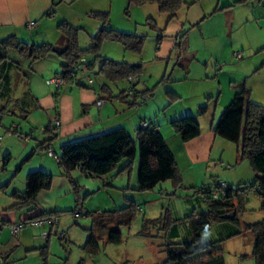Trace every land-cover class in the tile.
<instances>
[{
    "label": "rangeland",
    "instance_id": "1",
    "mask_svg": "<svg viewBox=\"0 0 264 264\" xmlns=\"http://www.w3.org/2000/svg\"><path fill=\"white\" fill-rule=\"evenodd\" d=\"M85 3H88V5ZM91 4H94V7H88L92 6ZM91 11L108 13L109 29L124 34H135L144 37L140 54L126 51L120 43L105 39L102 41L98 51V54L102 58L107 57L105 59L119 62L125 61L130 65L140 63L143 64V69L149 63H155L153 58H155L156 53L158 30L164 29L166 23V15L159 13L156 6L130 7L127 5V0H82L81 2L66 5L65 19L76 26L74 28L79 29L78 38L81 48H87L90 44V38L101 28L100 20L90 16ZM179 15L181 16V14ZM232 16L235 17L234 20H232ZM212 18H210L211 20L201 22L203 24L200 23V27L191 28L185 38L182 37L181 39L179 37V43H182V55H180L178 63L175 62L176 59H173L174 55L167 61L168 63L170 62L171 68L172 66H176L174 74L176 73L177 82L172 81V84L168 85L167 82L161 81V77L154 80L149 85L150 87H148L150 90H154V95L148 98L140 109H136L137 112L145 113L149 111L152 114L151 121L156 122V119L163 121L164 117L173 112L175 107L188 106L191 103H195L198 96L202 97L203 94L205 96L213 94L214 101L211 110L206 115L208 119H211L215 100L219 95L221 96V92L225 95L229 91H238L241 86L249 91V98L253 103L257 102L256 104L264 106V49L257 52L249 49V41L255 35L251 22L255 23L256 20L259 22V27L264 37V0H254L245 4H239L228 16ZM52 19L49 18L48 20L52 21ZM60 19V17L56 18L50 23L51 26L58 27ZM53 32L48 35H36L34 31V39L26 36L22 37L24 36L22 34L17 39L25 43H32L34 40L35 42L58 46L61 34L57 28ZM165 33L166 31H163V34ZM237 55H240V58H237ZM9 56L13 62L20 63V59L15 52L10 51ZM48 56L42 63L50 64V67L59 68L58 62L61 59L54 54H49ZM86 59L90 62L92 57L87 56ZM24 70L25 72L23 73H27L26 78L31 81L33 73L30 70ZM49 70L48 68L45 72L49 75L40 77L39 74L35 79H39L41 83H45V80L49 79L51 75L53 76L54 73V71L49 73ZM97 70L98 64L94 67L93 74L91 73L90 75L98 89H100L104 82L102 77L96 74ZM13 74L15 73L13 72ZM170 74L171 69H169L164 79L169 80ZM15 77L16 74L12 76L10 91L0 99V110L2 109L0 111V186L7 184V188L0 191V199L3 204L7 201V195L14 187L18 188V190L24 188V180L29 168L28 165L34 158V155H32L31 158L24 161L29 153L23 155L21 144L25 142L26 138L23 139V136L21 137V135L16 133H21L19 130L21 129L22 134L29 135L31 133L35 137H40L43 132V124H46L44 117L46 108H50L54 112V107L56 106L55 97L53 96L55 86L46 87V92H43V89L39 88L37 92L44 109L34 111L26 120L22 119L20 117L22 113L20 111L21 105L19 104V100L23 97L22 93L26 89V83L23 76H18L19 78ZM138 77L141 80H148V77H145L143 73ZM128 85L126 80L120 81L114 87L113 85L109 86L110 92L118 96L119 93L129 87ZM137 89L142 90L143 87L138 84ZM172 90L179 92L177 93L178 97L172 99L168 95V93H175ZM62 93L58 97V102ZM232 95L234 96V93ZM104 96H107V94ZM205 101H210V96H207ZM224 108L218 111L216 122ZM15 127L18 130L12 131V135L8 136L7 132L11 129L14 130ZM222 141L228 149L230 147L232 149V155H229V151L222 148L224 152L223 156L226 160L230 159L233 161L234 156H236V151H234L236 150V146L227 141ZM6 149L11 152V157L5 160ZM233 162L232 167L226 166L224 162L223 166L218 163L217 168L209 173L211 177L208 175L204 184L220 181L236 189L239 185L251 183L254 180V173L248 162ZM137 169L138 151L135 162H133L132 183L135 182ZM166 183L159 184L152 191L136 192V195L131 190L115 191L104 187L105 190L110 191H107L108 193L99 191L96 194L88 195L83 200L81 197L83 208L87 209L89 215L76 220L73 214L65 212L62 215L65 216L63 234L54 235L52 233L47 238V234H49V230L51 229L50 225L47 224V227L42 229L41 232L33 231L36 238L40 239L38 243L35 242L34 244H47L48 255L46 257V264H121L125 261H129L131 264H161L164 261V254L160 253L157 249L159 243L143 240L137 236L141 228L142 219H155L163 212L168 211L173 221L183 220L192 214L193 209H196L199 213L204 210V206L198 203L196 200L197 196L195 195L196 189L201 186L192 187L191 189L187 187L176 189L171 182ZM7 190L9 191L8 193ZM132 195H135V198ZM107 201L110 204H112V201L116 202L118 208L113 212L124 210L133 203L137 207L134 219L128 226L124 225L118 228L120 233L117 242L107 243L106 238L102 237L98 240L97 250L88 251L85 245L89 237L88 230L92 226L94 217L97 216L95 215L97 212L95 209L101 207L100 211H104L103 204L107 205ZM262 203V198L249 194L246 196L243 207L238 215L240 227L229 221L221 224H211L208 230L202 234V241L216 243L221 238H225L233 233L234 230H242L244 225H251L264 220V211L261 210ZM66 204L74 207L76 201L75 199H68V203ZM113 227L115 226L113 225ZM26 229H29V227H26ZM178 229H182V227H178ZM107 234L105 233V235ZM168 236H171V234ZM246 236L247 238L250 237L248 234ZM17 238V235L13 236L8 231L2 233L0 237V257L1 255L4 257V254L11 252L4 263L43 264V259L38 253L39 251L25 252L22 247L16 248L14 244L5 247V244H8L10 241L17 242ZM245 239L244 236L239 235L220 245L223 249L222 255L226 264H238L237 258L242 260L243 264L254 263L251 258H247L251 253V247L246 245ZM32 240L35 241L36 239ZM244 254L248 255L242 257Z\"/></svg>",
    "mask_w": 264,
    "mask_h": 264
},
{
    "label": "trees",
    "instance_id": "2",
    "mask_svg": "<svg viewBox=\"0 0 264 264\" xmlns=\"http://www.w3.org/2000/svg\"><path fill=\"white\" fill-rule=\"evenodd\" d=\"M200 1L128 0V4L135 7L154 5L159 13L167 15L168 20H171L182 8L190 7ZM252 1L254 0H238L233 5ZM225 8H217L214 13ZM44 16L51 18L53 12H47ZM90 16L100 20L101 28L90 38V44L87 48H81L79 45V29L67 23H60L57 27L63 39L60 46L25 43L19 41L15 36L0 40V99L10 91V71L13 68L18 69V64L10 59V51L15 52L20 60H27L31 63L40 61L49 54L56 55L63 63L55 77L64 85L78 84V77L80 76L78 70L83 65L87 66L89 69L87 75L92 78L90 74H93L94 67L98 64L96 74L111 85L140 76L143 64L138 63L131 66L125 61L108 60L102 58L98 51L102 41L107 39L120 43L126 51L140 54L144 37L109 29L108 13L93 12ZM163 31V29L158 30L156 51L163 40ZM87 56L92 57L90 62L87 61ZM161 81L166 82V79H161ZM133 89L134 86L130 87L131 92L128 93V96L123 92L117 98L126 100L129 106H135L136 99L143 100L154 92L152 89L150 92L136 93ZM168 95L172 99L176 98L171 93ZM54 97L56 99L57 94H54ZM205 113L206 106H202L198 109L197 116H202ZM170 127L179 135L182 142H189L201 134L196 117L192 115L172 120ZM55 130V127H46L45 133L53 136ZM213 132L217 137L236 146L237 162H248L254 173V180L249 184L239 185L236 189L227 184L223 187L221 184L224 183L220 181L202 185L196 189L195 195L197 196L196 200L204 206V210L197 215L194 212L183 220L173 221L168 211L163 212L155 219H142L137 236L143 240L159 243L157 249L164 254V261L161 264H225L222 255L223 249L220 245L244 234H248L252 239L251 254L247 258H251L254 264H264V220L251 225H244L242 230H234L233 233L221 238L216 243H206L201 238L211 224L228 222L229 220H225L224 217L232 213H234V217L229 222L240 227L238 215L246 196L249 194L263 199L261 210L264 211V106L253 103L249 98V91L241 86L231 103L221 112ZM53 141L54 137L37 145L24 161L31 158L37 151L46 153L52 151ZM137 151V186L134 189L136 192L152 191L159 184L166 182H171L176 189L182 188V178L173 154L168 149L162 135L148 123L145 127L139 125L133 137L123 129H115L65 144L60 147L57 163L61 168L62 176L69 181L74 195L77 197L79 188L71 178L73 172L79 171L90 178L103 179L115 172L118 166L125 162L120 172L129 174L133 170ZM7 158L6 156L5 160ZM52 180L53 176L45 172L28 173L24 191L11 193V198L15 204L10 210H32L37 196L50 189ZM4 188H7V184L0 186V191ZM78 207L81 208L79 205ZM75 210L67 211V213L74 214ZM136 210L137 207L131 203L124 210L95 216L92 226L88 230L89 237L85 248L91 252L97 250L98 240L102 237L106 238L107 243L117 242L120 233L118 228L124 225L128 226L134 219ZM60 214L58 212L44 213L38 219L50 216L56 218ZM88 215L89 213H86L85 216ZM113 225L115 227L112 228ZM181 225H185V227L178 229ZM105 233L108 234L105 235ZM169 233L171 236H168ZM38 251L43 259V264H46L48 246L46 245ZM4 261L1 259L0 264H5ZM121 264L131 263L125 261Z\"/></svg>",
    "mask_w": 264,
    "mask_h": 264
},
{
    "label": "crops",
    "instance_id": "3",
    "mask_svg": "<svg viewBox=\"0 0 264 264\" xmlns=\"http://www.w3.org/2000/svg\"><path fill=\"white\" fill-rule=\"evenodd\" d=\"M81 1L82 0H0V37H3L0 39H5L11 36H15L16 38H18L19 35L21 36V34L24 35L22 37L26 36L34 39L33 36L35 35V33L36 35L52 34L54 33L53 30H56L57 27L51 26L50 23L58 17L61 18L60 22H58L59 24L67 23L72 27H76L67 19H65V6ZM237 1L238 0H201L200 2L190 7L182 8L180 10L181 12L179 11L176 16L171 20H168V16L166 15V23L163 29L164 31H166V33L163 34L164 37L161 42V45L155 53V58H153L155 63H149L142 70V73L145 75V77H148V80H141L140 77L132 78L127 81L129 87L126 88L123 92L128 96V93L131 92V90L129 89L132 86H134L133 90L136 93L150 92L151 90L148 88L150 87L149 85L152 84L154 80H157L160 77V79L166 78L169 69H171V74L168 77L169 80L166 79V82L168 83V85L172 84V81L177 82V78L175 76L176 73L174 74L176 66H172L171 68L170 62L168 63L167 61L174 55L173 59H176L175 62L178 63L180 55H182V43H179V37L181 38V36L183 35L182 37L185 38V36L189 34L191 28H195L196 26L198 27L201 22L209 20L213 17L215 13L217 14L214 15L213 18L217 16H228L234 11V8L237 5L233 4ZM85 4L88 5V3ZM91 5L92 6L88 7H94V4ZM127 5L131 7V5L128 4V0ZM231 5L233 6L230 7ZM217 8L225 9L214 13L215 9ZM47 12H53V16L51 17L53 18L52 21H49V18L44 16ZM93 12L102 11H91L90 14ZM179 14H181V16ZM234 18L235 17L232 16V20H234ZM29 23H34L32 30L27 29V25ZM251 24L253 25L254 29L252 30L255 32V35H253L252 39H250L249 41V49L251 51L257 52L259 50L264 49V37L262 35L261 28L259 27V22L256 20L255 23L251 22ZM256 34L258 35L256 36ZM62 43L63 39L62 37H60V39L58 40V46H60ZM32 44L40 45L47 43H39L33 40ZM48 57L34 63H31L27 60H19L20 63L18 64V69L13 68L9 73L11 78V84L13 79L12 76L15 74L16 77L23 76V79L26 83V89L22 93L23 97L19 100V104L21 105L20 111L22 113L20 117L22 119L26 120L27 117L31 115L34 111L44 109V106L42 107V102L37 92L39 88H42L43 92H46V87L50 88L52 87L51 85H53L55 86L54 94H57V99H55L56 106L54 107V112H52L50 108H46V113L44 115L46 124H43V132L40 137H35L31 133L29 135L22 134V130L19 129L21 132L19 133L21 137L23 136V139L26 138L25 142L21 144L23 155H27L28 153H30L31 150H33L37 145L41 144L43 141L49 140L50 138L54 137L51 152L53 155L59 157L60 147L65 144L82 140L115 129H123L133 137L140 123L146 122L157 129V131L164 138L168 149L173 154L177 169L182 178V188L187 187L191 189L192 187L204 185V182L207 180L209 173H211L213 169L217 168L216 166L218 165V163L219 165L223 166L224 162L226 166L232 167V163H234L233 161L237 162V148L235 147L236 150H234L236 151V156H234V160H226L223 156L224 152L222 148L224 150H228L229 155H232V149L231 147L228 149L226 145L222 143V139L217 137L213 132L214 126L216 124V117L218 111H220V109H222L223 107H227L231 103L234 97L232 94L234 93L235 95L236 92H238L237 90L234 92L229 91L225 95H223L221 92V96L219 95V97H217L215 100L211 119H208L206 115H208V112L211 110L212 103L214 101L213 94L207 95L210 96V101H205L207 96L203 94L202 97H197V101L195 103H191L188 106L184 107H175L174 111L170 112L168 116H165V119L163 121H158L156 119V122H153L151 121L152 114L149 111L141 113L137 112L136 109H140L141 106H143L142 104H145L146 100L154 95V92L151 96H147L143 100H140L139 98L136 99L135 106H129L126 100H121L120 98H117V95H113L110 92L109 86H111V84L106 82L103 78L102 79L104 84L101 86L100 89H98L93 79V84L88 87L86 78L82 77V75L78 77L77 85L80 86L64 85L59 79L55 77V75L60 71V66L63 62L61 60L58 62L59 68L50 67V64L47 65L46 63H42V61L46 60ZM136 64L131 65L135 66ZM48 68L50 69L49 73L53 71L54 73L53 76L51 75L49 79L45 80V83H41L39 79H35V77L39 74L40 77L49 75L45 73ZM24 69L30 70L33 73L31 81L30 79L26 78L27 73H23L25 72ZM13 72L15 74H13ZM138 84L143 87L142 90L137 89ZM86 86L88 88H84ZM114 86L115 85H113V87ZM172 92H175L176 94L174 93L173 95L178 97L177 93L179 92H176L175 90H172ZM60 93H62V95L58 102V97ZM105 94H107V96H104ZM98 101H102L101 106L97 105ZM202 106H206V114L202 116H197L198 109ZM186 115H192L196 117V120L201 130V134L199 135V137L189 142H182L179 135H177L170 127V122L174 119ZM208 120L210 121L208 122ZM46 127L56 128L53 136L51 134L45 133ZM17 130L18 128L16 127L14 128V130L11 129L7 132L8 136L12 135V131ZM10 132L11 134H9ZM29 139L30 141H28ZM219 150L220 152L218 153ZM5 151H7L6 156L8 158L11 157V152L8 149H6ZM124 165L125 162L121 163L115 172L109 174L103 179L90 178L79 171L73 172L71 178L75 185L79 188V193L76 197L74 195L71 184L67 179L62 176V171L57 161L52 156H49L48 152L46 153L37 151L34 154V158L30 161L28 165L29 168L27 169L26 176L27 173H30L31 171H41L51 174L53 176L51 187L49 190L41 192L37 196L34 203L35 206L32 210H10V208L15 204V201L11 198V193L14 191L23 192L25 186L22 190H18V188L14 187L13 190H11V192L7 195L8 199L4 204L0 199V232L3 233L4 231H8L11 233L10 227L25 223L20 229V231L17 233V242L10 241L8 243L7 241L8 244H5V247H9L14 244L16 248L22 247L25 252L38 251L39 249L43 248L47 244H39L40 246L34 244L35 242L38 243L40 239L36 238V235L33 233V231L41 232L42 229H45V227H47V224L42 226H34L30 223L43 219H38L41 214L55 212L64 214L67 211H72L76 209L78 205L81 207V209L86 215L88 211L87 209L83 208L84 206L83 203H81V197L83 200V198L87 197L88 195L94 193L96 194L99 191H101L102 193H108L107 191L110 190H105L104 187L115 191H125V189H129L132 192H135L136 195L137 193L134 190L137 186L136 178L135 182L132 183L133 172L129 174H127L126 172H120ZM209 177H211V174L209 175ZM8 192L9 191L7 190V193ZM4 193L6 194V192ZM135 195H132V197L134 196L135 198ZM68 199H75L76 204L74 207L68 206V204H66L68 203ZM198 203L201 204L200 202ZM103 206L105 210L100 211L101 207H97L95 209L97 211L95 215H100L103 213H112L118 208L115 201H112V204L107 201V205L104 203ZM194 212L199 213L196 211V209L192 210V213ZM61 214L59 217H56V227L52 228L50 226L51 229L49 230V234H47V238L48 236L50 237L52 233L54 235L63 234L62 230L65 228V216H62ZM26 227H29V229H26ZM180 227H185V225H181ZM2 233H0V237L2 236ZM179 233L181 232L179 231ZM242 236L246 238V245L251 247L252 249L251 237L247 238L246 234ZM32 239L36 240L33 241ZM10 253L4 254V257H2L1 255L2 258H0L2 260H5L6 258H8V255ZM38 253L41 257L40 252ZM245 255L247 256L248 254H244V256L242 257H246ZM236 260H238V264H243L242 260H239V258H237Z\"/></svg>",
    "mask_w": 264,
    "mask_h": 264
},
{
    "label": "built area",
    "instance_id": "4",
    "mask_svg": "<svg viewBox=\"0 0 264 264\" xmlns=\"http://www.w3.org/2000/svg\"><path fill=\"white\" fill-rule=\"evenodd\" d=\"M33 26H34V23H29L27 25V29L30 30V29L33 28ZM237 58H240V55H237ZM78 71H79L80 75L85 76L87 84L91 85L93 81H92V78H90L87 75L88 72H89V69L87 68V66L86 65L81 66V68H79ZM97 105L101 106L102 105V101H98ZM140 125L142 127H145L147 125V123L146 122H142V123H140ZM9 134H11V132ZM48 155L52 156L56 161H58V157L53 155L51 151L48 152ZM221 186L225 187V184H221ZM215 197H216V194H215ZM84 216H85L84 211L81 208L77 207L75 212H74V214H73L74 219L77 220V219H79L81 217H84ZM30 224L34 225V226H42V225L49 224L51 227H55L57 225V219L55 217H47V218H43V219H40V220H37V221H33ZM22 226H23V224H18V225H14V226L10 227L11 228V230H10L11 234L13 236H16L17 233L22 228ZM0 263H1V261H0Z\"/></svg>",
    "mask_w": 264,
    "mask_h": 264
},
{
    "label": "water",
    "instance_id": "5",
    "mask_svg": "<svg viewBox=\"0 0 264 264\" xmlns=\"http://www.w3.org/2000/svg\"><path fill=\"white\" fill-rule=\"evenodd\" d=\"M233 217H234V213H232V214H231V215H229V216H225V217H224V219H225V220H229V221H230V220H232V219H233Z\"/></svg>",
    "mask_w": 264,
    "mask_h": 264
}]
</instances>
